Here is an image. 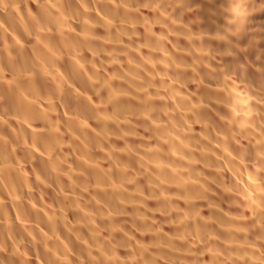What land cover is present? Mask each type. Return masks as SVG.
Here are the masks:
<instances>
[{
    "label": "clouds",
    "instance_id": "1",
    "mask_svg": "<svg viewBox=\"0 0 264 264\" xmlns=\"http://www.w3.org/2000/svg\"><path fill=\"white\" fill-rule=\"evenodd\" d=\"M0 264H264V0H0Z\"/></svg>",
    "mask_w": 264,
    "mask_h": 264
}]
</instances>
